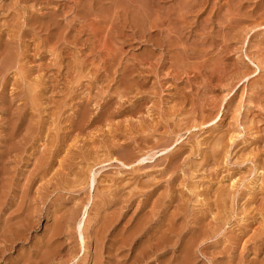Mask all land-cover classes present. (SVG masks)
<instances>
[{"label": "rangeland", "instance_id": "374dc122", "mask_svg": "<svg viewBox=\"0 0 264 264\" xmlns=\"http://www.w3.org/2000/svg\"><path fill=\"white\" fill-rule=\"evenodd\" d=\"M0 24V264H264V0H0Z\"/></svg>", "mask_w": 264, "mask_h": 264}, {"label": "bare ground", "instance_id": "6f19581e", "mask_svg": "<svg viewBox=\"0 0 264 264\" xmlns=\"http://www.w3.org/2000/svg\"><path fill=\"white\" fill-rule=\"evenodd\" d=\"M17 17H18V16H17ZM0 25H1V24H0ZM11 27H12V26H11ZM19 27H20V26H19ZM1 28H4V27H1ZM10 29H11V28H10ZM14 29H15V28H14ZM14 29H13V30H14ZM19 29H20V28H19ZM4 30H5V28H4ZM1 31H2V30H1ZM1 31H0V32H1ZM3 32H4V31H3ZM5 32H6V31H5ZM7 32H8V31H7ZM9 34H10V32H9ZM16 35H17V34H16ZM6 36H7V35H6ZM8 36H9V35H8ZM3 38H4V36H3ZM12 38H13V37H12ZM9 39H10V38H9ZM13 39H14V38H13ZM3 40H4V39H3ZM25 40H26V39H25ZM0 41H1V40H0ZM12 41H13V40H12ZM14 41H15V40H14ZM2 42H3V41H2ZM23 42H24V41H23ZM9 43H10V42H9ZM11 43H12V42H11ZM2 44H3V43H2ZM5 44H6V43H5ZM24 46H25V45H24ZM27 46H28V44H27ZM2 48H3V47H2ZM27 48H28V47H27ZM0 51H1V48H0ZM21 52H22V51H21ZM10 54H11V51H10ZM10 54H9V55H10ZM28 55H29V54H28ZM34 55H35V54H34ZM14 56H16V55H14ZM14 56H13V57H14ZM25 56H26V55H25ZM22 57H23V56H22ZM7 58H8V57H7ZM7 58H6V59H7ZM26 59H27V58H26ZM26 59H25V60H26ZM1 60H2V59H1ZM25 60H24V61H25ZM26 61H27V60H26ZM26 61H25V62H26ZM258 61H259V60H258ZM259 62H261V61H259ZM22 63H23V62H22ZM10 66H11V65H10ZM21 66H23V65H21ZM24 66H25V65H24ZM19 67H20V66H19ZM25 68H26V67H25ZM257 68H258V67H257ZM20 69H21V68H20ZM22 69H23V68H22ZM27 69H30V68H27ZM27 69H26V70H27ZM26 70H25V71H26ZM0 72H1V71H0ZM2 72H3V71H2ZM4 72H5V71H4ZM26 72H27V71H26ZM0 76H1V75H0ZM123 79H124V78H123ZM27 81H28V79H27ZM120 81H121V80H120ZM19 83H20V81H19ZM22 83H23V82H22ZM28 83H29V82H28ZM9 84H11V81H9ZM15 84H16V83H15ZM40 84H42V83H40ZM11 85H14V83L11 84ZM17 86H18V85H17ZM26 86H27V85H26ZM29 86H30V85H29ZM29 86H28V88L25 89L26 92H27L26 94H31V93L33 94V90H30V89H29ZM42 86H43V85H42ZM120 86H121V85H120ZM116 88H117V87H116ZM28 89H29V91H31V92L28 93ZM32 89H33V88H32ZM0 91H1V90H0ZM101 91H103V90H101ZM20 93H21V92H20ZM16 96H17V95H16ZM27 96H28V99H29V96H30V95H27ZM32 96H33V95L30 96V97H31L30 99L33 98ZM23 99H24L23 102H25V98H23ZM32 100H33V99H32ZM47 100H48V99H47ZM21 102H22V101H21ZM32 103H33V102H32ZM26 105H27V103H26ZM33 105H34V104H33ZM47 105H48V103H47ZM48 106H49V105H48ZM34 107H35V106H34ZM44 108H45V107H44ZM21 110H22V109H21ZM24 110H25V109H24ZM84 111H85V110H84ZM134 112H135V111H134ZM84 113H86V112H84ZM132 113H133V112H132ZM130 114H131V113H130ZM133 114H134V113H133ZM111 115H112V114H111ZM82 116H83V115H82ZM82 116H81V117H82ZM107 116H108V115H107ZM249 118H250V117H249ZM99 119H100V118H99ZM107 119H108V118H107ZM50 120H51V118H50ZM52 120H53V119H52ZM52 120H51V121H52ZM248 120H249V119H248ZM250 120H251V118H250ZM105 122H106V121H105ZM250 122H251V121H250ZM52 123H53V122H52ZM52 123H51V124H52ZM90 125H91V124H90ZM103 128H104V127H103ZM255 128H256V127H255ZM255 130H256V129H255ZM46 131H47V130H46ZM75 132H76V131H75ZM142 132H144V130H143ZM8 134H9V133H7V135H8ZM114 134H115V133H114ZM29 135H30V134H29ZM48 135H49V134H48ZM123 136H124V135H123ZM146 137H147V136H146ZM10 138H11V137H10ZM127 138H128V137H127ZM154 138H155V137H154ZM109 139H110V138H109ZM8 140H9V139H8ZM111 141H112V140H111ZM9 142H10V140H9ZM9 142H8V144H9ZM97 143H98V142H97ZM115 143H116V142H114V144H115ZM152 143H153V142H152ZM6 145H7V144H6ZM147 145H148V144H147ZM9 146H10V145H9ZM47 146H48V145H47ZM155 146H156V145H155ZM140 147H141V146H140ZM142 147H144V146H142ZM160 147H161V146H160ZM118 148H120V147L118 146ZM158 148H159V147H158ZM158 148H157V149H158ZM102 149H103V148H102ZM137 149H138V148H137ZM139 149H140V148H139ZM155 149H156V147H155ZM155 149H154V150H155ZM213 149H215V148H213ZM107 150H108V149H107ZM135 150H136V149H135ZM140 150H141V149H140ZM144 150H145V149H144ZM144 150L142 149V151H144ZM152 151H153V150H152ZM152 151H151V152H152ZM93 152H94V151H93ZM96 152H97V151H96ZM153 152H154V151H153ZM100 153H101V152H100ZM108 153H109V152H108ZM142 153H143V152H142ZM64 154H65V153H64ZM105 154H106V153H105ZM128 154H129V153H128ZM6 155H7V154H6ZM101 155H102V154H101ZM114 155L116 156V154H114ZM126 155H127V154H126ZM145 155H146V154H145ZM120 156H121V155H120ZM135 156H136V154H135ZM5 157H6V156H5ZM107 157H108V156H107ZM142 157H144V156H142ZM146 157H147V156H145L144 158L140 159L139 162H140V161H141V162L144 161V160L146 159ZM153 157H154V156H153ZM93 158H94V157H93ZM122 158H123V159H126V158H127V159H126V162H127V163H131V162H132L131 160H129V155H127V156L124 155V157H122ZM149 159H151V158H149ZM212 159H214V158H212ZM69 160H71V159H69ZM72 160H73V159H72ZM106 160H107V159H106ZM108 160H109V159H108ZM202 160H204V158H203ZM109 161H110V160H109ZM40 162H41V161H40ZM126 162H125V163H126ZM262 162H263V161H262ZM101 163H102V162H101ZM99 164H100V163H99ZM99 164H98V165H99ZM131 164H132V163H131ZM87 165H88V164H87ZM87 165H86V166H87ZM122 165L124 166L123 163H122ZM255 165H257V164H255ZM94 166H95V165H94ZM77 167H78V166H77ZM84 167H85V166H84ZM87 167H88V166H87ZM91 167H93V166H91ZM91 167L88 168V170H87V171H88L87 174L90 172ZM78 168H79V167H78ZM69 169H70V168H69ZM80 169H81V168H80ZM80 169L78 170L79 173H80ZM82 170H83V169H82ZM67 171H68V170H67ZM49 173H50V172H49ZM260 173H262V172H260ZM69 177H70V176H69ZM85 177H86V176H85ZM80 178H81V177H80ZM86 179H87V178H86ZM148 179H149V178H148ZM255 179H256V178H255ZM79 180H80V179H79ZM102 180H103V179H102ZM125 180H126V179H125ZM80 181H81V180H80ZM109 181H110V180H109ZM127 181H128V180H127ZM127 181H125V182H127ZM137 181H138V180H137ZM141 181H142V180H141ZM141 181L138 182V183H142V187H143L145 184L143 185L144 182H141ZM255 181H256V180H255ZM258 181H261V183H262V184H259V185H260L259 187L256 186V182H255V183H252V185H255L256 188H257V190L262 191V189L264 188V183L262 182V178L260 177L259 179H257V182H258ZM83 182H84V181H83ZM155 182H156V180H155ZM98 183H99V182H98ZM109 183H110V182H109ZM122 183H124V182H122ZM129 183H130V182H129ZM126 184H127V183H126ZM135 184H136V183H135ZM135 184H134V185H135ZM149 184H150V182H149ZM153 185H154V184H153ZM199 185H200V184H199ZM131 186H132V185H131ZM137 186H138V185H137ZM139 186H140V185H139ZM139 186H138V187H139ZM206 186H207V185H206ZM230 186H232V185H230ZM116 187H117V185H116ZM132 187H136V185H135V186H132ZM144 187H145V186H144ZM148 187H149V186H148ZM252 187H253V186H252ZM122 188H123V187H122ZM129 188H130V187H129ZM136 188H137V187H136ZM149 188H150V187H149ZM149 188H148V189H149ZM165 188H166V187H165ZM234 188H235V187H234ZM101 189H102V188H101ZM104 189H105V188H104ZM106 189H107V188H106ZM133 189H135V188H133ZM143 189H144V188H143ZM143 189H142V190H143ZM193 189H194V188H193ZM197 189H198V188H197ZM197 189H196V190H197ZM250 189H252V188H250ZM250 189H249V191H250ZM111 190H112V189H111ZM130 190H131V189H130ZM139 190H140V188H139ZM165 190H166V189H165ZM190 190H191V189H190ZM100 191H102V190H100ZM128 191H129V190H128ZM131 191H132V190H131ZM133 191H134V190H133ZM144 191H145V190H144ZM134 192H136V191H134ZM138 192H139V191H138ZM158 192H159V191H158ZM158 192H157V194H158ZM252 192H253V194H252V195L250 194L249 196H251V198H252V200H253V199H254L255 190H252ZM120 193H121V192H120ZM124 193H125V192H124ZM151 193H152V192H151ZM171 193H172V192H171ZM109 194H110V193H109ZM127 194L129 195L130 193H127ZM142 194H143V193H142ZM193 194H194V193H193ZM117 195H118V194H117ZM122 195H124V194H122ZM133 195H134V194H133ZM146 195H147V194H146ZM214 195H215V194H214ZM247 195H248V194H247ZM96 196H97V195H96ZM98 196H99V195H98ZM134 196H135V195H134ZM199 196H200L199 194H196V195L194 196V198H195V199H199V198H198ZM124 197H125V195H124ZM126 197H127V196H126ZM140 197H141V196H140ZM143 197H144V195H143ZM196 197H197V198H196ZM201 197H202V196H201ZM218 197H219V196H218ZM115 198H117V197H115ZM130 198H131V197H130ZM209 198H210V197H209ZM248 198H250V197H248ZM100 199H101V198H100ZM138 199H139V198H138ZM156 199H157V198H156ZM195 199H194V201H195ZM200 199H201V198H200ZM202 199H203V198H202ZM202 199H201V200H202ZM204 199H205V198H204ZM124 200H125V199H124ZM143 200H144V199H143ZM226 200H227V199H226ZM197 201H198V200H197ZM202 201H203V200H202ZM202 201H200V202H202ZM219 201L222 202L221 198L219 199ZM247 201H248V200H247ZM258 202H259V201H258ZM141 203H143V202H141ZM150 203H151V202H149V204H150ZM155 203H156V202H155ZM157 203H158V202H157ZM157 203H156V204H157ZM159 203H161V201H160ZM195 203H196V201H195ZM213 203H214V202H213ZM224 203H225V202H224ZM138 204H139V203H138ZM151 204H152V203H151ZM202 204H204V202H203ZM202 204H201V205H202ZM214 204H215V203H214ZM158 205H159V204H158ZM195 205H196V204H195ZM198 205H199V204H198ZM249 205H250V204H249ZM252 205H253V204H251V207H252ZM254 205H255V204H254ZM254 205H253V206H254ZM257 205H258V204H257ZM147 206H148V205H147ZM156 206H157V205H156ZM204 206H205V205H204ZM259 206H260V205H259ZM114 207H115V206H114ZM150 207H151V205H150ZM150 207H148V209H150ZM213 207H214V205H213ZM185 208H186V207H185ZM261 208H262V207H261ZM117 209H118V208H117ZM151 209H153V208H151ZM155 209H156V208H155ZM171 209H172V208H171ZM173 209H175V208H173ZM201 209H202V207H201ZM220 209L223 210L222 206H220ZM256 209H257V208H256ZM158 210H159V209H158ZM145 211H146V210H145ZM145 211H144V212H145ZM155 211H156V210H155ZM172 211H174V210H172ZM172 211H171V212H172ZM200 211H201V210H200ZM200 211H199V212H200ZM212 211H213V210H212ZM257 211H258V210H257ZM262 211H263V213H261L260 215H261L262 219L264 220V208H263ZM144 212H143V213H144ZM167 212H168V211H167ZM171 212H170V213H171ZM252 212H253V210H252ZM114 213H115V212H114ZM117 213H118V212H117ZM146 213H147V212H146ZM146 213H144V214H146ZM170 213H168V214H170ZM212 213H213V212H212ZM220 213H221V211H220ZM172 214H173V213H172ZM172 214H171V215H172ZM218 214H219V213H217V215H218ZM221 214H223V213H221ZM108 215H109V214H108ZM146 215H147V214H146ZM146 215H145V216H146ZM200 215H202V214H200ZM211 215H212V214H211ZM215 215H216V214H215ZM258 215H259V212H258ZM260 215H259L258 217H260ZM118 216H119V215H118ZM230 216H231V215H230ZM113 217H114V216H113ZM128 217H129V216H128ZM141 217H142V216H141ZM170 217H172V216H170ZM223 217H224V216H223ZM56 218H57V217H56ZM172 218H173V217H172ZM172 218H171V219H172ZM59 219H60V217H59ZM111 219H112V215H111ZM113 219H114V218H113ZM168 219H169V217H168ZM218 219L221 220V218H218ZM224 219H227V218H224ZM105 220H106V219H105ZM107 220H108V219H107ZM107 220H106V221H107ZM132 220H133V219H132ZM137 220H138V219H137ZM146 220H147V219H146ZM172 220H173V219H172ZM210 220H211V219H210ZM81 221H82V220H81ZM110 221H111V220H110ZM147 221H148V220H147ZM168 221H170V219H169ZM257 221H258V220H257ZM28 222H29V221H28ZM108 222H109V220H108ZM128 222H129V221H128ZM137 222H138L139 226L137 225V227L135 228L136 225H135V226L133 225L134 228H135V229L133 228V229H134L133 234H135V236H136V235L138 236L139 231H140L142 225L144 224V220H142V219L139 218V220H138ZM239 222H240V221H239ZM251 222H253V221H251ZM30 223H31V222H30ZM30 223H28L29 226H30ZM104 223H105V222H104ZM104 223H103V224H104ZM165 223H166V222H165ZM168 223H169V222H168ZM218 223H219V222H218ZM220 223H221V222H220ZM223 223H226V222L224 221ZM246 223H247V222H246ZM257 223H258V222H257ZM79 224H80V223H79ZM79 224H78V225H79ZM111 224H112V223H111ZM170 224H171V223H170ZM175 224H176V223H175ZM255 224H256V223H255ZM263 224H264V223H263ZM105 225H106V224H105ZM127 225H128V224L126 223V226H127ZM179 225H180V224H179ZM222 225H223V224H222ZM222 225H221V226H222ZM25 226H26V225H25ZM123 226H124V225H123ZM123 226H122V227H123ZM146 226H147V225H146ZM146 226H145V227H146ZM177 226H178V225H177ZM110 227H111V226H110ZM241 227H242V226H241ZM259 227H260V226H259ZM50 228H52V227H50ZM54 228H55V227H54ZM167 228H168V227H167ZM170 228H171V227H170ZM219 228H220V227H219ZM248 228H249V226H248ZM255 228H256V227H255ZM257 228H258V227H257ZM26 229H27V228H26ZM55 229H56V228H55ZM87 229H88V228H87ZM97 229H98V228H97ZM99 229H102V228H99ZM163 229H164V228H163ZM168 229H169V228H168ZM171 229H174V228H171ZM58 230H59V229H58ZM169 230H170V229H169ZM200 230H201V229H200ZM257 230H258V229H257ZM260 230H261V229H260ZM260 230H259V231H260ZM78 231H79V230H78ZM95 231H96V230H95ZM98 231H99V230H98ZM171 231H172V230H171ZM171 231H170V232H171ZM175 231H176V229H175ZM250 231H251V230H250ZM263 231H264V230H263ZM102 232H103V230H102ZM246 232H247V231H246ZM12 233H13V232H12ZM25 233H26V232H25ZM55 233H56V232H55ZM99 233H100V232H99ZM99 233H98V234L96 233V235L98 236ZM160 233H161V232H160ZM160 233H159V234H160ZM168 233H169V232H168ZM199 233H200V232H199ZM235 233H237V232H235ZM257 233H258V232H257ZM58 234L60 235V233H58ZM100 234H101V233H100ZM104 234H105V233H104ZM120 234H121V233H120ZM128 234H129V233H128ZM128 234H127V237H125V238L122 237V238L120 239L119 242H120L121 244L127 243V241L132 240V237H133L132 232H131L129 235H128ZM157 234H158V233H157ZM166 234H167V233H166ZM173 234H175V233H173ZM80 235H82V234L80 233ZM94 235H95V234H94ZM121 235H122V234H121ZM160 235H162V234H160ZM167 235H169V234H167ZM198 235H199V234H198ZM228 235H229V234H228ZM249 235H250V234H249ZM254 235H255V234H254ZM256 235H257V234H256ZM263 235H264V234H263ZM263 235H262V236H263ZM90 236H91V235H90ZM99 236H100V235H99ZM226 236H227V235H226ZM47 237H48V235H47ZM57 237H58V236H57ZM80 237H81V236H80ZM94 237H95V236H94ZM247 237H248V236H247ZM45 238H46V237H45ZM53 238H55L54 235H53ZM98 238H99V237H98ZM98 238H97V240H98V242L100 243V241H99L100 239H98ZM116 238H117V237H116ZM151 238H152V237H151ZM197 238H199V237H197ZM251 238H252V237H251ZM256 238H257V237H256ZM256 238H255V239H256ZM263 238H264V237H263ZM22 239H23V238H22ZM149 239H150V238H149ZM154 239H155V238H154ZM163 239H165V237H163ZM169 239H170V238H169ZM51 240H52V239H51ZM79 240H80V239H79ZM95 240H96V239H95ZM252 240H254V239H252ZM258 240H259V238H258ZM5 241H6V240H5ZM153 241H154V240H153ZM155 241H156V239H155ZM172 241H173V240H172ZM188 241H190V240H188ZM80 242H81V243H84V242H83V238L80 240ZM191 242H192V239H191ZM194 242H195V241H194ZM99 243H98L97 245H99ZM115 243H117V242H115ZM152 243H153V242H152ZM154 243H155V242H154ZM167 243H168V242H167ZM101 244H102V243H101ZM147 244H149V243H147ZM161 244H162V243H161ZM170 244H171V243H170ZM186 244H187V242H186ZM186 244H185V245H186ZM189 244H190V243H189ZM263 244H264V242L262 243V245H263ZM53 245H54V244H53ZM116 245H117V244H116ZM149 245H150V244H149ZM156 245H157V244H156ZM193 245H194V244H193ZM99 246H100V245H99ZM122 246H123V245H122ZM140 246H141V245H140ZM190 246H191V244H190ZM60 247H61V245H60ZM100 247H101V246H100ZM100 247H99V248H100ZM184 247H185V246H184ZM54 248H56V247H54ZM57 248L59 249L58 246H57ZM57 248H56V249H57ZM97 248H98V247H97ZM135 248H136V246H135ZM240 248H241V247H240ZM187 249H188V248H187ZM189 249H190V248H189ZM231 249H232V248H231ZM49 250H50V249H49ZM52 250H53V249H52ZM52 250H50V251H52ZM114 250L116 251V249H114ZM138 250H139V248H138ZM190 250H191V249H190ZM216 250H217V249H216ZM239 250H240V249H239ZM185 251H186V250H185ZM240 251H241V250H240ZM240 251H238V252H240ZM135 252H136V250H135ZM142 252H143V251H142ZM146 252H147V251H146ZM182 252H183V251H182ZM187 252H188V251H187ZM220 252H221V251H220ZM49 253H50V252H49ZM99 253H100V252H99ZM143 253H144V252H143ZM252 253H253V252H252ZM168 254H169V253H168ZM182 254H183V253H182ZM189 254H190V253H187L186 256L188 255V257H189ZM223 255H224V254H223ZM235 255H236V254H235ZM43 256H44V255H43ZM121 256H122V255H121ZM138 256H139V255H138ZM169 256H170V255H169ZM170 257H172V256H170ZM182 257H183V256H182ZM42 258H43V257H42ZM88 258H89V257H88ZM133 258H135L134 255H133ZM36 259H37V257H36ZM170 259H171V258H170ZM186 259H187V258H186ZM87 260H88V259H87ZM135 260H136V259H135ZM184 260H185V259H184ZM226 260H227V259H226ZM182 261H183V260H182ZM182 261H180V262H182ZM259 261L262 262L261 259H260ZM185 262H187V261L185 260ZM191 262H192V260H191ZM132 263H133V262H132ZM183 263H184V262H183ZM262 263H263V262H262ZM262 263H261V264H262ZM93 264H94V262H93ZM218 264H219V263H218ZM228 264H229V263H228ZM259 264H260V263H259Z\"/></svg>", "mask_w": 264, "mask_h": 264}]
</instances>
